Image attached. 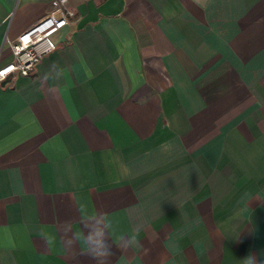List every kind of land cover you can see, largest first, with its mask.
<instances>
[{
  "label": "crops",
  "instance_id": "1",
  "mask_svg": "<svg viewBox=\"0 0 264 264\" xmlns=\"http://www.w3.org/2000/svg\"><path fill=\"white\" fill-rule=\"evenodd\" d=\"M68 5L0 83V264H95L97 212L107 264H264V0ZM50 9L0 0V48Z\"/></svg>",
  "mask_w": 264,
  "mask_h": 264
},
{
  "label": "built area",
  "instance_id": "2",
  "mask_svg": "<svg viewBox=\"0 0 264 264\" xmlns=\"http://www.w3.org/2000/svg\"><path fill=\"white\" fill-rule=\"evenodd\" d=\"M50 11L11 40L5 36L0 50H9L12 60L0 66V83L15 75L28 76L34 72L40 59L54 51L57 43L53 36L61 30L74 11L68 0H50Z\"/></svg>",
  "mask_w": 264,
  "mask_h": 264
},
{
  "label": "clouds",
  "instance_id": "3",
  "mask_svg": "<svg viewBox=\"0 0 264 264\" xmlns=\"http://www.w3.org/2000/svg\"><path fill=\"white\" fill-rule=\"evenodd\" d=\"M84 219H97V225L92 226L91 230L88 231L85 229L89 226H83V230L76 238L78 240H83L87 248V253L95 264H107L109 257L113 254V245L108 243L105 239V233L111 227L110 223L107 221L106 215L103 212H97L89 217H84ZM101 223L103 227L99 226ZM69 241V246H71L73 240L70 238ZM246 264H257V262L254 257L250 256L246 259Z\"/></svg>",
  "mask_w": 264,
  "mask_h": 264
}]
</instances>
